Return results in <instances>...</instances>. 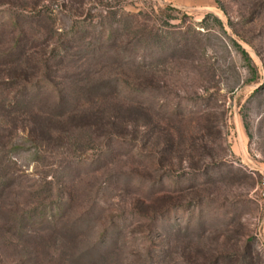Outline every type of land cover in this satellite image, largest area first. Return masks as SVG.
<instances>
[{
    "label": "rangeland",
    "instance_id": "rangeland-1",
    "mask_svg": "<svg viewBox=\"0 0 264 264\" xmlns=\"http://www.w3.org/2000/svg\"><path fill=\"white\" fill-rule=\"evenodd\" d=\"M0 264H264V0H0Z\"/></svg>",
    "mask_w": 264,
    "mask_h": 264
}]
</instances>
